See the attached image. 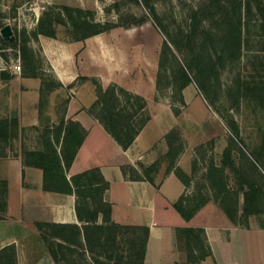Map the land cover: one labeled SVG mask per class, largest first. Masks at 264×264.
<instances>
[{"label":"rangeland","instance_id":"rangeland-1","mask_svg":"<svg viewBox=\"0 0 264 264\" xmlns=\"http://www.w3.org/2000/svg\"><path fill=\"white\" fill-rule=\"evenodd\" d=\"M105 23L114 27L102 32L98 36L101 39L119 42L120 46L128 40L137 62L142 57L153 62L157 57L155 98L171 106L175 116L172 130L151 154L150 162L136 168L152 176L154 172L148 171L151 165L170 168L188 150L192 155L190 171L180 173L189 187L182 202L184 210L207 201L215 203L231 216L234 225L247 229L241 237L245 264H264V0H0V30L9 25L16 44L0 43V71L8 75L9 85L22 72L39 74L42 108L47 94L59 84L42 54L40 41L48 36L36 31L53 30L56 40L72 41L83 39L87 24ZM141 44L142 50L138 47ZM20 48L25 51V59ZM16 65L20 70L14 72ZM138 67L142 68L140 62L137 74ZM181 67L190 77L186 87L198 92L190 106L182 95L186 87L181 89ZM65 101L52 104L57 108V120L62 118ZM43 118L39 127L41 146L50 151L48 123ZM58 132L57 128L52 130L55 137ZM27 135L36 137L38 133L32 130ZM225 148L230 149L237 172L223 163ZM129 171L131 177L140 175L131 168ZM83 181L85 187L76 189L78 207L82 217L89 219L94 212L105 210V205L95 190L88 193L95 187L90 183L95 182ZM241 184L245 190L249 185L257 189L256 214L242 213ZM92 223L85 229L87 249L81 234L79 247L65 249L67 258L73 261L68 264H124L132 251L140 248L137 244L132 247V240L139 243L143 231L119 227L113 235L115 242L103 249L99 243H105L107 229L95 228ZM58 231L60 228H45L47 236ZM64 233L70 235L68 229ZM185 237L181 235L178 247L186 259L200 254L201 243ZM104 251H109L111 260Z\"/></svg>","mask_w":264,"mask_h":264},{"label":"crops","instance_id":"crops-1","mask_svg":"<svg viewBox=\"0 0 264 264\" xmlns=\"http://www.w3.org/2000/svg\"><path fill=\"white\" fill-rule=\"evenodd\" d=\"M101 33L72 41L54 36L39 40L48 71L59 84L47 94L42 108L39 74L22 72L9 85L8 75L0 71V264H59L43 243L36 223L50 225L47 228L75 225L83 239V227L92 221L78 217L75 191L85 187L87 178L79 186L72 178L93 170L88 178L95 183L90 186L98 187L101 179L107 183L100 200L108 205L109 214L104 219L103 210L96 211L92 224L147 228L143 264H245L241 237L247 229L234 225L219 206L207 201L187 219L174 207L189 192L180 174L190 171L188 150L170 168L159 167L150 176L152 182L136 168L150 162L151 154L172 130L175 116L171 106L155 98L157 57L153 62L146 57L137 62L128 40L116 45L98 37ZM138 47L144 48L143 44ZM139 62L142 68L138 67L137 74ZM182 95L190 106L198 92L186 87ZM59 100H67V106L57 120L52 104ZM41 117L48 123L50 151L41 146ZM72 126L80 130L82 141L65 168L73 148L70 136L65 143L63 136ZM56 128L61 130L57 140L52 134ZM32 130L38 133L36 137L27 135ZM51 150L60 159L71 193L44 189L43 169L27 156ZM129 168L140 175L131 177ZM185 228L203 231L208 252L195 262H189L178 247L177 230ZM47 237L49 242L59 241L53 235Z\"/></svg>","mask_w":264,"mask_h":264},{"label":"trees","instance_id":"trees-1","mask_svg":"<svg viewBox=\"0 0 264 264\" xmlns=\"http://www.w3.org/2000/svg\"><path fill=\"white\" fill-rule=\"evenodd\" d=\"M87 26V31L86 33H83L82 38H86L89 37L91 35L94 34H98L101 32H105L107 30H110L111 28H113L114 26L111 25L110 23H105V24H98L95 25L97 26L96 29H94L95 26H89L88 24ZM36 34H42L48 37H53L54 36V31L50 30L47 32H43V31H36ZM0 43L5 44V45H12L15 46V41H8L6 39H4L2 36H0ZM22 57H24L25 59V51L23 50V48H20ZM36 70V69H35ZM181 70V74L183 77V84H182V88H184L185 86H187L190 83V77L188 76L187 72L185 71V69L183 67L180 68ZM181 88V89H182ZM97 104V102H96ZM95 105V104H94ZM78 128L76 126H74V128H70L68 129L64 136H63V143L66 142L67 137L70 136L71 140H72V145H73V149L71 151V155L70 158L64 161V167L67 168L70 164V161L72 160L77 147L80 145L81 141H82V135L78 132L77 130ZM61 134V130H59L58 135L55 137L56 140L58 138V136H60ZM28 158H30V162L32 164L37 165L38 167H41L43 169L44 172V189L46 190H54V191H59V192H72V188L69 185V182L67 181V179L65 178L64 174H63V167L60 164V159L58 158V155L56 154L55 150H51V153L46 154L43 152H28L27 153ZM223 163L227 164L233 171L237 172L236 166L234 165L231 156H230V149L229 148H225L223 150ZM157 168H155V165H151L148 169V171L150 172H155ZM96 171H90V172H86L83 173L81 175H77L75 177L72 178V183L76 186H79V182L81 181L82 178H87V181L90 182L88 175L89 174H93ZM144 178L150 182H152V178L147 174H143ZM99 182V186L94 188V189H88V193L92 194V191L95 190L96 193H98L100 195V199H101V194L102 192L105 190V188L107 187V183L104 182L102 179L98 181ZM92 183H90L91 185ZM238 190L240 192L243 193V202H244V207L242 210V213L244 214V216L250 215V214H256L258 212L257 207L254 205V196L257 192V189L251 185H249L247 187V189L245 190L243 187V184L240 185V187L238 188ZM76 194L78 193L77 191H75ZM183 198L180 199L175 205L174 207L176 208V210L182 215V217L184 218H189L191 217L196 210H198V208L201 206L197 205L194 208L190 209L189 211H185L184 207H183ZM237 203V201H236ZM107 207V209L101 211L103 214L104 219H107V215L109 214V207L106 204H103ZM77 213H78V217L81 219L82 215H81V211L79 208L76 209ZM225 212V211H224ZM226 215L231 219V216H229L227 214V212H225ZM97 213L94 212L91 215V218L87 219V222H94L95 217H96ZM50 225L44 224V223H36V227L37 229L40 231V237L43 241V243L48 247V250L52 256V258L56 261V262H65V263H71L73 262L71 259L67 258V253L65 251V249L67 250L68 248L75 246V247H79L80 246V242L78 240V237L80 236V230L77 226L75 225H68V226H63V225H54L55 227L60 228V231L56 232L53 235V238H58L59 241L54 243H50L49 239L47 237V234L45 233V228L48 227ZM87 226V225H86ZM83 228V239H84V243L86 244V248L87 249V244L89 243L87 236H86V232L85 229L87 227ZM95 226V228L97 227H101V226H97V225H93ZM119 228V226L116 225H111L108 226L106 229L107 231V239L105 240V243H99L100 247H102L103 249L107 250L108 248V244L109 243H114L115 239L113 237L114 232ZM129 228V227H127ZM134 229H141L143 231V239L137 243L136 239L132 240V247L136 246V244L139 246L140 248H138L137 251H132L129 260L126 261L124 264H143V259H144V255H145V246H146V238H147V234H148V229L147 228H141V227H132ZM68 229L70 235L67 236L66 233H64V231ZM103 230H105L103 227L101 228ZM103 234V233H102ZM181 235H185L187 237H192V240H195L199 243H201V250L202 252L198 255H193L191 258H188L187 260L189 262H195L197 260H199L200 258L204 257L207 255L208 249L206 247V244H203V231L202 229L199 228H185V229H178L177 230V240L178 243L181 239ZM70 251V250H68ZM106 253V258L108 260H111L112 255L109 254L108 252L104 251ZM70 254V253H69ZM119 263H123L122 260L118 259Z\"/></svg>","mask_w":264,"mask_h":264},{"label":"water","instance_id":"water-1","mask_svg":"<svg viewBox=\"0 0 264 264\" xmlns=\"http://www.w3.org/2000/svg\"><path fill=\"white\" fill-rule=\"evenodd\" d=\"M0 34L1 36L8 40V41H13L14 40V37L12 35V31L10 29V26L9 25H5L1 30H0Z\"/></svg>","mask_w":264,"mask_h":264},{"label":"built area","instance_id":"built-area-1","mask_svg":"<svg viewBox=\"0 0 264 264\" xmlns=\"http://www.w3.org/2000/svg\"><path fill=\"white\" fill-rule=\"evenodd\" d=\"M13 70H14V72L19 71L20 70V66L16 65L15 67H13Z\"/></svg>","mask_w":264,"mask_h":264}]
</instances>
